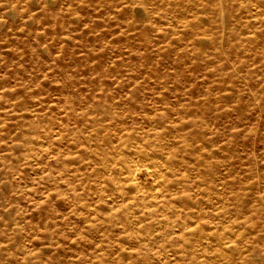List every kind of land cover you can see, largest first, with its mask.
Wrapping results in <instances>:
<instances>
[{
  "label": "rangeland",
  "instance_id": "obj_1",
  "mask_svg": "<svg viewBox=\"0 0 264 264\" xmlns=\"http://www.w3.org/2000/svg\"><path fill=\"white\" fill-rule=\"evenodd\" d=\"M0 264H264V0H0Z\"/></svg>",
  "mask_w": 264,
  "mask_h": 264
}]
</instances>
